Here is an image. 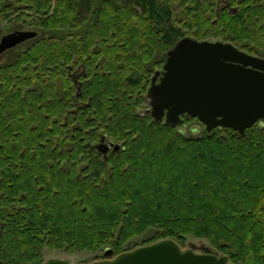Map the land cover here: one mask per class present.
Wrapping results in <instances>:
<instances>
[{
	"label": "trees",
	"instance_id": "16d2710c",
	"mask_svg": "<svg viewBox=\"0 0 264 264\" xmlns=\"http://www.w3.org/2000/svg\"><path fill=\"white\" fill-rule=\"evenodd\" d=\"M0 22L37 31L0 63V177L23 191L0 214V264H43L46 249L113 258L146 233L132 249L194 237L228 264H264V123L192 136L178 129L192 117L145 112L185 36L264 56V0H0Z\"/></svg>",
	"mask_w": 264,
	"mask_h": 264
},
{
	"label": "water",
	"instance_id": "95a60500",
	"mask_svg": "<svg viewBox=\"0 0 264 264\" xmlns=\"http://www.w3.org/2000/svg\"><path fill=\"white\" fill-rule=\"evenodd\" d=\"M21 29L0 38V55L36 37ZM145 112L157 122L176 125L183 115L197 118L207 132L231 128L244 134L264 123V56L251 54L229 41L181 38L168 52L163 69L152 77ZM88 264H228L226 255L201 253L190 245L182 249L163 239ZM43 264H71L67 257H49Z\"/></svg>",
	"mask_w": 264,
	"mask_h": 264
},
{
	"label": "rangeland",
	"instance_id": "374dc122",
	"mask_svg": "<svg viewBox=\"0 0 264 264\" xmlns=\"http://www.w3.org/2000/svg\"><path fill=\"white\" fill-rule=\"evenodd\" d=\"M11 31H12V29L10 30V27L7 25V23L0 22V36L4 33L11 32ZM204 40H211V41L221 40V41H224L221 38H215L213 36L212 37L208 36ZM4 59H5V56L1 57L0 63L3 62ZM162 69H163V67L160 70H162ZM149 86H150V84H149ZM146 105L149 106V104H146ZM144 106L141 107V108H143L142 110H145L146 106L145 107ZM182 120H185V119L183 118ZM178 129L181 130L185 135H192V136H197V135L201 134L204 130H206L205 125L203 123H201L197 118H190L189 121L182 122L181 125L179 124ZM107 142H109V141L107 140ZM104 144H106V143H104ZM114 144L120 145L117 142H114ZM111 150H113V149H111ZM111 150H109V151H111ZM150 235H151V233H146L145 235H143L137 239H134V241L131 242V244L129 245V248L132 249V247H134V245L142 243L145 239L149 238ZM207 244H208L207 241H205L203 239H197L194 237H190L186 246L185 247L180 246V247L182 249H187L190 245H192L196 249L197 252L211 253V252H202V248L208 246ZM111 256H113V255H111ZM44 257H45V260L49 257H57V258L67 257L71 260V264H86V263L88 264V263L96 261V260L104 259V258H102V257H104V250L98 251V252L89 251V250H77V251H72V252H64L62 250L46 249L44 251Z\"/></svg>",
	"mask_w": 264,
	"mask_h": 264
},
{
	"label": "flooded vegetation",
	"instance_id": "af4514ba",
	"mask_svg": "<svg viewBox=\"0 0 264 264\" xmlns=\"http://www.w3.org/2000/svg\"><path fill=\"white\" fill-rule=\"evenodd\" d=\"M7 33H9V32H7ZM7 33L2 34L0 36V38ZM25 42H23V43H25ZM23 43H21V44H23ZM21 44H19V45H21ZM19 45H17L16 47H18ZM16 47H13V48L8 49L7 51L3 52L0 55V58L5 56L8 51H11L12 49H15ZM150 84H151V82H150ZM104 143H106V144H104ZM117 147H118V144H114V142H112V141L107 142L106 139H102L101 142L99 143V146H98V148L102 152H108L109 150L115 149ZM4 162H6V160H4ZM11 165H12V159H9L8 160V169L10 172L13 170ZM21 180H22L21 177L20 178H13V176L10 174L5 175L3 177H0V214L1 213L11 214V213L19 211L22 208L23 191H22V186H21ZM14 182H16V184ZM2 227L3 226L0 225V233H1Z\"/></svg>",
	"mask_w": 264,
	"mask_h": 264
}]
</instances>
